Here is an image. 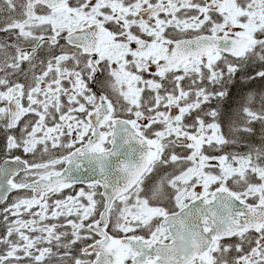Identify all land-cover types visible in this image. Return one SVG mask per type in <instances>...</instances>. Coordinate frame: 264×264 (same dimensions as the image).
Listing matches in <instances>:
<instances>
[{"label":"snow or ice","instance_id":"6c2138e0","mask_svg":"<svg viewBox=\"0 0 264 264\" xmlns=\"http://www.w3.org/2000/svg\"><path fill=\"white\" fill-rule=\"evenodd\" d=\"M0 264H264V0H0Z\"/></svg>","mask_w":264,"mask_h":264}]
</instances>
